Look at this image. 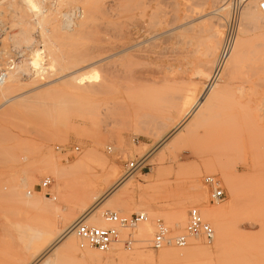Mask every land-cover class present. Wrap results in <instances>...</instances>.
<instances>
[{
  "label": "rangeland",
  "instance_id": "374dc122",
  "mask_svg": "<svg viewBox=\"0 0 264 264\" xmlns=\"http://www.w3.org/2000/svg\"><path fill=\"white\" fill-rule=\"evenodd\" d=\"M34 1L0 0V69L15 58L0 85V156L18 164L0 172V264H45L53 250L34 257L35 230L62 241L75 220L92 224L106 210L151 215L132 250L121 243L100 263L72 264H264V28L242 27L250 0L234 72L211 88L229 0H62L46 12ZM78 6L69 27L63 12ZM84 74L98 78L82 83ZM143 156L145 167L128 173ZM208 174L222 180L221 203L209 200ZM194 206L215 227L213 243L151 247L158 219L179 234Z\"/></svg>",
  "mask_w": 264,
  "mask_h": 264
},
{
  "label": "built area",
  "instance_id": "2783aa9c",
  "mask_svg": "<svg viewBox=\"0 0 264 264\" xmlns=\"http://www.w3.org/2000/svg\"><path fill=\"white\" fill-rule=\"evenodd\" d=\"M62 0H41L42 10L45 12L49 9L56 8ZM248 0H229L231 15L226 23L225 36L220 48L212 74L208 79V88L216 84L221 79L222 68L232 47L242 6ZM260 9L264 14V0H260ZM81 7H73L63 12L65 24L72 27L75 20L82 16ZM40 47H43L41 41H37ZM20 56L23 53L16 52ZM15 58L10 59V65L0 69V85L8 78L10 72L15 68ZM57 150L64 153L80 150L79 146L63 147L57 146ZM145 157L130 161L127 166V172L133 173L145 167ZM204 184L208 187V197L210 202L218 204L225 200L226 192L222 185V180L215 174L205 175ZM52 179L47 177L42 182V187H49ZM30 194V192H29ZM46 195H51L47 193ZM107 224L93 225L88 223L84 215L74 221L73 231L79 241L80 248L86 246L93 247L101 252H109L115 246L123 244L125 249L132 250L136 244L134 230L144 222L149 221V215L146 212H135L130 215L121 214L114 210H106L103 214ZM216 230L213 224L206 220L200 208L194 206L189 209L188 223L184 230L176 235L171 234L170 227L162 220L158 219L155 224V232L151 239V247L161 248L167 245H175L179 248H185L192 244L193 240L199 238L206 243L211 244L215 240Z\"/></svg>",
  "mask_w": 264,
  "mask_h": 264
},
{
  "label": "bare ground",
  "instance_id": "6f19581e",
  "mask_svg": "<svg viewBox=\"0 0 264 264\" xmlns=\"http://www.w3.org/2000/svg\"><path fill=\"white\" fill-rule=\"evenodd\" d=\"M29 1V2H28ZM249 1V0H248ZM258 1V0H257ZM27 3H28V6L31 7V5H33L32 7H37V2H35L34 0H27ZM26 3V4H27ZM31 5H30V4ZM224 5L225 3H223L222 6H220L217 10L220 12V11H224L227 9V7L224 8ZM26 6V7H28ZM258 4H256V0H250V2H248L245 6H244V9H243V13L241 14L242 15V19L244 21V23L242 25V27L244 26L245 28H254V29H263L264 28V14L262 12V10L260 9V5L258 6ZM29 7V9H31ZM230 7V6H229ZM35 9V8H34ZM33 9V10H34ZM28 10V9H27ZM32 10V9H31ZM29 11V10H28ZM34 13H35V10H34ZM241 19V20H242ZM240 25V26H241ZM131 26V25H130ZM122 27H123V23H122ZM244 28V29H245ZM109 29V28H108ZM116 29V28H115ZM115 29H112V30H115ZM243 28L240 30L239 29V32H240V37L241 35H245L246 31L244 30ZM118 30V29H117ZM123 31V28L121 29ZM120 30V31H121ZM111 33V32H110ZM115 33V32H114ZM119 33V32H118ZM117 33V34H118ZM123 33V32H122ZM113 34V33H112ZM111 34V35H112ZM114 35V34H113ZM119 35V34H118ZM123 35V34H122ZM121 35V36H122ZM120 36V35H119ZM120 36V37H121ZM75 37V36H74ZM116 37V36H115ZM118 37V38H120ZM122 38V37H121ZM109 40V39H108ZM107 41V40H106ZM150 41V40H149ZM241 42V38H238L237 36V39L235 38L234 39V47L232 46L231 50H230V53L228 54L227 58H226V61L224 63V66L222 68V73H221V79L220 80H223L222 79V76L226 77V78H229L232 76L233 72H234V69H235V66H236V62L238 61V59L240 58V55H239V52L237 51V44H239ZM147 43V42H146ZM134 46V45H133ZM139 46V44H138ZM132 47V46H131ZM137 47V46H136ZM130 48V47H128ZM242 49V46L240 47V50ZM124 50H126L124 48ZM123 51V50H122ZM215 51V50H214ZM123 53V52H122ZM116 54V53H115ZM118 54V53H117ZM116 54V55H117ZM43 54L42 53H39L38 51L34 54V58H33V66H35L36 68H38V70L40 71H44V69L42 70V67H43V62H42V56ZM112 57H113V53L110 54ZM120 55V54H119ZM122 55V54H121ZM115 56V55H114ZM111 57V58H112ZM107 59V58H106ZM57 65V64H56ZM112 72V71H111ZM38 73V72H37ZM63 73V72H62ZM80 74V73H79ZM120 75V74H119ZM80 77V76H79ZM98 78V75L94 74V75H86L84 74L83 77H80V82H84L86 80H92V79H97ZM210 78V77H209ZM82 82V83H83ZM97 82V81H96ZM126 83V82H125ZM219 82H217L216 84H213L211 87H214L215 85H217ZM209 87V86H208ZM203 103V100L201 99L200 101V104ZM195 112V111H194ZM132 182V181H131ZM134 184V183H133ZM131 187L132 184H130ZM135 187V186H134ZM137 187V186H136ZM133 189V188H132ZM137 189V188H135ZM134 189V190H135ZM23 197V196H22ZM113 203V201H112ZM36 205V204H35ZM42 205V204H41ZM37 206V205H36ZM111 206V205H109ZM112 207V206H111ZM52 212V211H51ZM177 219H178V225L179 226H184L183 223H186V211L185 210H180L179 213H177ZM205 214L206 216L211 219V220H215V214H213V212L208 208L205 210ZM94 216L96 215V213L93 214ZM91 215V216H93ZM151 215V214H149ZM90 216V218H91ZM93 216V217H94ZM92 217V218H93ZM88 216L86 215V221H87ZM94 219V218H93ZM103 219V216H102V213L100 212H97V215H96V218H95V221H93V225H102L101 221ZM92 220V219H91ZM90 220V221H91ZM89 221V220H88ZM104 221V220H103ZM149 223V222H148ZM151 223V222H150ZM21 224V223H19ZM30 224V223H29ZM26 225V224H25ZM28 225V224H27ZM74 225V224H73ZM73 225L65 230L63 232V240L60 241L58 238H54V233H52V236H50V233L47 234L48 232H50L49 230L47 232H45L44 230H35L32 234V237H29L32 238L31 241L34 240L33 243V246H32V252L33 254L35 255L34 257L38 260V258H41L42 255H44V253H46L48 250L50 251V249L53 250L52 252V256L50 258V260L47 261V258L45 261H47L45 264H72L71 262L73 261H78V260H81V261H91L92 262H101L104 258V255L101 251L98 252L96 250H94L93 248H91L90 246H86L85 248H80L79 246V241L77 239V237L75 236V233L73 231ZM29 226V225H28ZM35 226V225H34ZM22 227V226H21ZM40 227V226H39ZM38 229H42L41 227ZM29 228V227H28ZM37 227H35L36 229ZM149 228V227H148ZM148 228L145 226L141 231V233H144L146 234L148 232ZM32 229V228H31ZM30 231H33L31 230ZM51 229V228H49ZM53 229V228H52ZM15 230V229H14ZM21 230V229H20ZM25 231H27L28 229H24ZM47 230V229H46ZM17 231V230H15ZM29 231V232H30ZM53 231V230H52ZM55 231V230H54ZM57 233V232H56ZM55 233V234H56ZM59 234V233H58ZM27 235V234H26ZM54 235V236H53ZM62 235V234H61ZM51 237V238H50ZM52 237L54 239H52ZM56 237V236H55ZM62 238V237H61ZM27 239V238H26ZM24 240V239H23ZM60 241V244L57 245V243ZM28 245V244H27ZM32 245V244H31ZM196 246L198 248L201 247L200 243L197 242ZM191 247V246H190ZM196 247V249H198ZM23 248V247H22ZM28 252H30V248L28 246ZM191 249V248H190ZM184 251H187V252H190L188 251L189 248H186V249H183ZM182 250V251H183ZM48 251V252H49ZM192 251V249H191ZM24 253V252H23ZM33 256V255H32ZM33 257V258H34ZM32 258V259H33ZM41 263V262H40ZM74 264H78L76 262H74Z\"/></svg>",
  "mask_w": 264,
  "mask_h": 264
},
{
  "label": "crops",
  "instance_id": "0c3cea01",
  "mask_svg": "<svg viewBox=\"0 0 264 264\" xmlns=\"http://www.w3.org/2000/svg\"><path fill=\"white\" fill-rule=\"evenodd\" d=\"M193 79L194 80H192V82H199L200 81V80H198L199 76L193 77ZM200 94H199V96H200ZM138 139H139L138 142H143V143H145L147 145H150L151 147L154 145V143H152L149 139H146V138H143V137H140ZM182 153L183 154H191V152L188 151V150H183ZM187 162H191V161H187ZM12 166H14V167L18 166V164L16 162H11V160L9 158H5V157L0 156V172L1 171L5 172L4 168H9V167H12Z\"/></svg>",
  "mask_w": 264,
  "mask_h": 264
}]
</instances>
